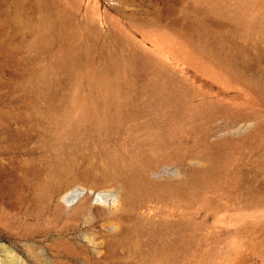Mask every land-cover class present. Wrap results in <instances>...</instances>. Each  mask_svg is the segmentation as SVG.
Returning <instances> with one entry per match:
<instances>
[{"label": "rangeland", "instance_id": "1", "mask_svg": "<svg viewBox=\"0 0 264 264\" xmlns=\"http://www.w3.org/2000/svg\"><path fill=\"white\" fill-rule=\"evenodd\" d=\"M16 261L264 264V0H0Z\"/></svg>", "mask_w": 264, "mask_h": 264}, {"label": "bare ground", "instance_id": "2", "mask_svg": "<svg viewBox=\"0 0 264 264\" xmlns=\"http://www.w3.org/2000/svg\"><path fill=\"white\" fill-rule=\"evenodd\" d=\"M18 263H19V264H23V262H22V261H19V262H18V261H16V263H15V264H18Z\"/></svg>", "mask_w": 264, "mask_h": 264}]
</instances>
